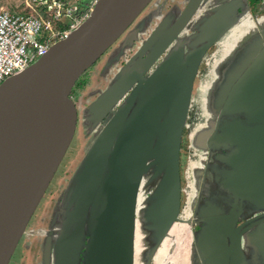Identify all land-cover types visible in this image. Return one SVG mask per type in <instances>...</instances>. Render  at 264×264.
Returning <instances> with one entry per match:
<instances>
[{
    "label": "water",
    "instance_id": "water-1",
    "mask_svg": "<svg viewBox=\"0 0 264 264\" xmlns=\"http://www.w3.org/2000/svg\"><path fill=\"white\" fill-rule=\"evenodd\" d=\"M152 1L97 0L68 39L54 44L45 56L0 85V264L10 263L73 140L77 127L73 87ZM201 2L188 0L172 23L164 18L144 43L139 58L89 106L95 123L107 114L111 117L99 128L66 192L69 204L61 230L53 236V264H134L137 196L149 172L159 182L151 196L154 201L143 213L155 238L146 264H151L178 221L180 144L194 79L206 51L228 30L229 13L238 7L233 0L212 7L193 27V34L180 40ZM241 78L223 102L224 110L241 113L240 118L225 120L217 139L226 149L223 179L233 204L242 203L239 213L249 200L254 212L264 209V60ZM135 84L125 103L112 111ZM233 217L207 219L203 235L211 246L218 242L211 235L212 227L224 229L223 258L215 252L207 256L208 264L220 259L222 264H244L240 238L251 229L264 240V211L253 225L247 220L231 233Z\"/></svg>",
    "mask_w": 264,
    "mask_h": 264
},
{
    "label": "rangeland",
    "instance_id": "rangeland-1",
    "mask_svg": "<svg viewBox=\"0 0 264 264\" xmlns=\"http://www.w3.org/2000/svg\"><path fill=\"white\" fill-rule=\"evenodd\" d=\"M80 1L90 4L95 2V0ZM227 1L230 0H217L213 5H209V8L218 7ZM252 1L256 0H233L238 7L225 20L228 32L226 31L227 33L217 42V44L222 43L217 48L220 51L211 52L203 62L195 80V90L190 104L192 110L191 112L190 109L188 110L180 144L181 210L178 215V221H183L182 219L195 221L191 226L185 222L177 224L181 227L177 235L178 241L169 238L170 234H168L162 240L161 247L157 248V252L155 251L151 264H204L206 259H203L204 254L207 257L209 253L203 251L199 240L203 235L202 232L209 226L206 217L233 215L234 210L238 213L241 208L240 201L236 205L232 203L233 198L224 182L222 172L218 171L225 166L223 154L226 149L217 139L223 134V122L238 119L241 114L224 110L223 102L226 100V95L242 76L251 73L264 60V56H261L264 53V31L258 30L264 24V2L257 11L251 12L249 6ZM186 3L187 0H153L134 23L147 15L149 17L147 16L146 19L150 18L156 14V10L158 14L170 9L176 12V15L180 14L181 8ZM21 5L23 6V0H0V8L13 14L24 13ZM204 10V6L198 9L194 18L183 30L182 38L186 39L193 27L200 22L203 16H200V13ZM210 10L212 9L208 12ZM153 25L147 30L150 31ZM133 31L128 32V35L127 32L124 33L78 79L74 90V102L78 110L108 86L129 54L135 50L139 38ZM98 131V123L88 124L86 127L81 122L79 112L73 140L33 214L10 264H35L39 255L38 252L34 253L36 243L38 245L39 242L38 237H44L50 231L54 236L58 233L64 216L62 206L65 204L71 179L80 168ZM158 182L159 178L153 177V173L149 172L144 175L140 183L136 204L134 264H146L155 244L153 233L146 232L149 221L145 220L143 213L154 201L151 196ZM232 206L234 208L230 209ZM246 213L245 209L242 216ZM166 243H168L167 254L163 247ZM148 245V252H144L145 246ZM243 249L244 264H264V251L255 245L251 236L246 239Z\"/></svg>",
    "mask_w": 264,
    "mask_h": 264
},
{
    "label": "built area",
    "instance_id": "built-area-1",
    "mask_svg": "<svg viewBox=\"0 0 264 264\" xmlns=\"http://www.w3.org/2000/svg\"><path fill=\"white\" fill-rule=\"evenodd\" d=\"M96 1L84 10L80 0H23V14L0 8V85L45 56L54 44L68 39Z\"/></svg>",
    "mask_w": 264,
    "mask_h": 264
},
{
    "label": "flooded vegetation",
    "instance_id": "flooded-vegetation-1",
    "mask_svg": "<svg viewBox=\"0 0 264 264\" xmlns=\"http://www.w3.org/2000/svg\"><path fill=\"white\" fill-rule=\"evenodd\" d=\"M215 1H217V0H202V2H201V4H200V6H199V9L201 8V7H205V10L202 12V13H200V16H202V18H205V17H207L210 13H211V10H210V12H208L209 11V9H212L211 8V6H210V8H209V5H213L214 3H215ZM187 2H188V0H187ZM227 2H229V1H227ZM187 4V3H186ZM215 5H217V2H216V4ZM250 5H252V4H250ZM186 6V5H185ZM184 6V7H185ZM184 7H182L181 8V10H183L184 9ZM250 7V6H249ZM214 8V7H213ZM175 10V9H174ZM178 9H176V11H177ZM180 10V11H181ZM208 12V13H207ZM156 14L154 15H152L150 18H148V19H146L147 18V16H145L144 18H142V19H139L138 21H136V23H133L130 27H129V29L126 31L127 32V34L126 35H128L132 30H134L133 32H134V35L137 37V38H139L138 39V43H136V45H135V50L134 51H132V53L131 54H129V56H128V59L124 62V64H123V66L121 67V68H119V70L117 71V73H116V75L114 76V79L108 84V86L103 90V91H101L98 95H96V97L91 101V102H89V103H87L85 106H83V107H81L79 110L77 109V122H78V115H79V112H80V117H81V122H83V124L84 125H86V127H88V124L89 125H93L94 123H95V121L93 120V119H91V115L89 114V106L97 99V98H99L102 94H104L108 89H109V87L111 86V84L115 81V79L118 77V75L121 73V71L127 66V65H129V63L133 60V61H135L136 59H138L139 58V52H140V50H141V48L143 47V45H144V43L145 42H147V40L150 38V36L154 33V31H155V29L161 24V22H162V20H164V18H168L169 20H170V23H172V22H174L177 18H178V16H179V14H175L171 9L170 10H166V12L165 13H160V14H158L157 13V10H156V12H155ZM206 13V14H205ZM142 14V13H141ZM230 15H231V13H229ZM157 15V16H156ZM149 17V16H148ZM193 18H194V16H193ZM146 19V20H145ZM156 20V21H155ZM149 21H151V22H149ZM155 22V23H154ZM154 24V25H153ZM151 25H153V28L150 30V31H148L147 29L148 28H150L151 27ZM125 32V33H126ZM129 32V33H128ZM228 32V31H227ZM226 32V33H227ZM184 33V32H183ZM225 33V34H226ZM193 34V31L191 30L190 31V33L188 34V37H190L191 35ZM224 34V35H225ZM182 36V35H181ZM187 37V38H188ZM184 38H182V37H180V40H183ZM217 44V43H216ZM216 44L215 45H213V46H211L207 51H206V53H205V55L203 56V58H202V60H201V63H200V65H199V67H198V71H197V75L195 76V79H194V83H193V90H192V96H193V94H194V89H195V80H196V77L198 76V74H199V70H200V67L203 65V62L209 57V55L211 54V52L214 50V49H212L213 47H215L216 46ZM185 52L187 53V49L185 48ZM167 53H165L164 55H162L161 56V58L156 62V63H154L153 64V66L149 69V71L144 75L145 77H148V75L150 74V73H152L153 72V70L159 65V63H161V61L163 60V58L165 57V55H166ZM138 55V56H137ZM136 57V58H135ZM143 57H145V56H143ZM143 57H142V59H143ZM136 85L137 84H135V85H133L132 86V88L124 95V97H122L120 100H119V102L117 103V105L116 106H114V107H112V111H114V110H117L122 104H124L125 103V101H126V99L130 96V94L132 93V91H133V89L136 87ZM76 86H77V83L75 84V86L73 87V89H72V92H71V97H72V99H73V101H74V90H75V88H76ZM192 96H191V98H192ZM190 104H191V102H190ZM189 109H190V112H191V110H192V108H190V106H189ZM188 109V110H189ZM111 117V115L110 114H107L106 116H104L102 119H101V122H98V127L99 128H102L103 126H104V124L105 123H107L108 122V120H109V118ZM101 124V125H100ZM91 127V126H90ZM225 127V126H224ZM97 136V135H96ZM226 168V164H225V166H224V168H222V169H218V171H220V172H222V176L224 177L225 176V169ZM78 171V170H77ZM74 176H75V174H74ZM73 176V177H74ZM219 176L221 177V175L219 174ZM73 177H72V179H71V181L73 180ZM217 177V176H216ZM180 189H181V182H180ZM226 195V194H225ZM65 202V201H64ZM69 202V201H68ZM68 202H66L63 206H62V208L63 209H67V207H68ZM197 202V204H198V201H196ZM232 203H233V201H232ZM236 205V204H235ZM254 207H255V205H254V203L252 202V201H247V204H245L244 205V210L246 209L247 210V213L244 215V216H242L243 215V212H244V210H242L240 213L238 212V213H236V210H234V214H233V216H235V217H233L232 219H235V220H233V223H232V226L229 228L230 230H229V232H233L236 228H238L240 225H242V224H244L245 222H247V220L249 221V224H254L255 222H257V220H255L254 218H256L257 217V215H259V214H262L263 213V211H264V209L263 210H260V209H258V210H256V212H254ZM234 208V206H232L231 207V209H233ZM180 210H181V194H180ZM179 213H180V211H179ZM179 215V214H178ZM221 215H215V216H207L206 218L208 219V218H210V217H215V218H218V217H220ZM186 219V218H185ZM183 221H178V222H175L174 223V225L171 227V229H170V231L172 230V228H174L171 232L169 231V233L168 234H170L169 235V238H171V239H173V238H175L176 240H177V235H178V233L181 231V227H179L177 224H180V223H183V222H185V223H187L189 226H191L192 225V223L195 221H193V222H191V221H187V220H184V219H182ZM226 222V221H225ZM228 223H229V221H228ZM221 220L219 221V226H221ZM214 228H216V227H212V230H213V234H211V235H215V236H217V238H218V242L214 245V244H212L213 246H211L210 244H209V242H206L205 241V239L207 238V235H202V236H200V240H199V243L201 244V246H202V249H203V251H206V253H207V251H208V253L209 254H207V256H208V258H211V256L213 255L214 256V254H215V252H217L218 254H219V257L221 258H223V253H222V251H223V247H222V245H221V243H220V239H221V235H222V230L224 231V229H221V227H219V229L217 230V229H214ZM59 230H61V228L59 229ZM243 229L241 228L238 232L240 233L241 231H242ZM205 231V230H204ZM204 231L202 232V234L204 233ZM146 232H148V233H150V232H152V231H150V230H148L147 228H146ZM153 233V232H152ZM248 234V235H247ZM57 235V234H56ZM55 235V236H56ZM54 234L50 231V232H48V235L46 234L44 237H42V236H39L38 237V245H37V243H36V246H35V252L34 253H39V255H38V257H37V262L35 263V264H53V251H52V249H53V247H52V241H53V239H54ZM247 236H248V238L251 236V238H253V242L255 243V245L257 246V247H259V248H261L263 251H264V240L263 239H261L260 237H259V235H257V233H255L254 232V229H251V230H249L248 232H245L242 236H241V238H240V247H241V251L242 252H244V245L246 244V239H247ZM253 236V237H252ZM168 238V239H169ZM260 241L263 243V246H262V243L261 244H259L260 243ZM175 242V241H174ZM147 244V243H146ZM149 244V243H148ZM51 247V248H50ZM158 247H161V245H159ZM164 250L166 251L165 253L167 254V251H168V243H166V244H164ZM48 249V253L46 252V250ZM147 250V247L145 246V249H144V252ZM163 250V249H162ZM162 250H160V251H162ZM163 250V251H164ZM16 251V250H15ZM162 251V252H163ZM214 251V253H212ZM157 252V251H156ZM155 252V253H156ZM15 253V252H14ZM14 255V254H13ZM35 255V254H34ZM155 255V254H154ZM243 255V254H242ZM46 257L48 258V260H47V262H46ZM154 257V256H153ZM13 258V256L11 257V259ZM206 258V259H205ZM34 259H36V258H34ZM203 259H205V261H204V264H208V262H207V257H206V254H204V258ZM143 261L145 260V259H142ZM11 261V260H10ZM145 262V261H144ZM10 264V263H9ZM217 264H222L221 263V259L217 262Z\"/></svg>",
    "mask_w": 264,
    "mask_h": 264
},
{
    "label": "crops",
    "instance_id": "crops-1",
    "mask_svg": "<svg viewBox=\"0 0 264 264\" xmlns=\"http://www.w3.org/2000/svg\"><path fill=\"white\" fill-rule=\"evenodd\" d=\"M262 2H264V0H262V1L261 0L252 1V5H250L249 10H251V12L257 11V9L260 7ZM252 15H254V14H252ZM258 30L263 32L264 31V24ZM263 35H264V32H263ZM219 45H222V43L216 44V47L214 48V51L217 50V53L220 51L219 49H217L219 47ZM200 69H201V67H200ZM177 241H178V239H177Z\"/></svg>",
    "mask_w": 264,
    "mask_h": 264
},
{
    "label": "trees",
    "instance_id": "trees-1",
    "mask_svg": "<svg viewBox=\"0 0 264 264\" xmlns=\"http://www.w3.org/2000/svg\"><path fill=\"white\" fill-rule=\"evenodd\" d=\"M80 4H81V8H82V10H84V9H86V7H88V5H89L90 3H84V2L82 1V2H80ZM21 7H23V6L21 5Z\"/></svg>",
    "mask_w": 264,
    "mask_h": 264
},
{
    "label": "bare ground",
    "instance_id": "bare-ground-1",
    "mask_svg": "<svg viewBox=\"0 0 264 264\" xmlns=\"http://www.w3.org/2000/svg\"><path fill=\"white\" fill-rule=\"evenodd\" d=\"M173 229H174V228H172V230H173ZM172 230H171V231H172Z\"/></svg>",
    "mask_w": 264,
    "mask_h": 264
}]
</instances>
